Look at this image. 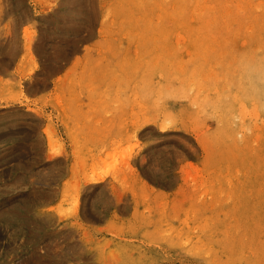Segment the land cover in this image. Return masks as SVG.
Segmentation results:
<instances>
[{
	"label": "rangeland",
	"instance_id": "1",
	"mask_svg": "<svg viewBox=\"0 0 264 264\" xmlns=\"http://www.w3.org/2000/svg\"><path fill=\"white\" fill-rule=\"evenodd\" d=\"M0 264H264V0H0Z\"/></svg>",
	"mask_w": 264,
	"mask_h": 264
},
{
	"label": "bare ground",
	"instance_id": "2",
	"mask_svg": "<svg viewBox=\"0 0 264 264\" xmlns=\"http://www.w3.org/2000/svg\"><path fill=\"white\" fill-rule=\"evenodd\" d=\"M98 165V164H97ZM96 164H94L93 166H92V169L93 170H96V168H98V166H97ZM114 165V161H113V159H111V158H107L104 162H103V164H102V166L101 167H99V169H100V171H101V175H93V177H91L90 179H89V182L90 183H98V182H100V181H102L106 176H107V174L109 173V171H110V169H111V167Z\"/></svg>",
	"mask_w": 264,
	"mask_h": 264
}]
</instances>
